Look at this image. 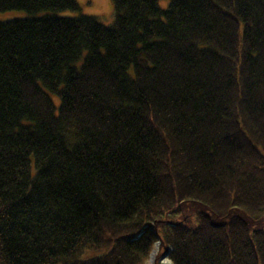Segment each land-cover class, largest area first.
<instances>
[{"label": "trees", "instance_id": "trees-1", "mask_svg": "<svg viewBox=\"0 0 264 264\" xmlns=\"http://www.w3.org/2000/svg\"><path fill=\"white\" fill-rule=\"evenodd\" d=\"M113 6L0 0V264H264V0Z\"/></svg>", "mask_w": 264, "mask_h": 264}, {"label": "rangeland", "instance_id": "rangeland-1", "mask_svg": "<svg viewBox=\"0 0 264 264\" xmlns=\"http://www.w3.org/2000/svg\"><path fill=\"white\" fill-rule=\"evenodd\" d=\"M80 4V11L73 12L70 10H65L60 12V15H78L88 14L94 15L99 18V20L104 24H111L114 20V6L113 0H77ZM170 0H159V4L163 9H166L169 6ZM27 13L21 10H10L5 12H0V20H5L14 17H22ZM53 100L56 106L59 105V98L56 95H53ZM158 245H155V248L150 254L149 264H153L155 261V254L158 251ZM94 251H86V254H92Z\"/></svg>", "mask_w": 264, "mask_h": 264}]
</instances>
